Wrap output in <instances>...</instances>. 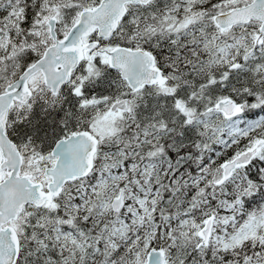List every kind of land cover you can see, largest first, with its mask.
Listing matches in <instances>:
<instances>
[{
  "label": "snow or ice",
  "instance_id": "6c2138e0",
  "mask_svg": "<svg viewBox=\"0 0 264 264\" xmlns=\"http://www.w3.org/2000/svg\"><path fill=\"white\" fill-rule=\"evenodd\" d=\"M0 264H264V0H0Z\"/></svg>",
  "mask_w": 264,
  "mask_h": 264
}]
</instances>
